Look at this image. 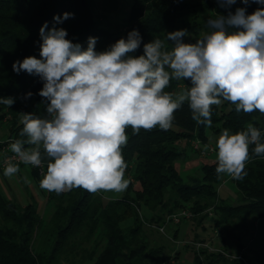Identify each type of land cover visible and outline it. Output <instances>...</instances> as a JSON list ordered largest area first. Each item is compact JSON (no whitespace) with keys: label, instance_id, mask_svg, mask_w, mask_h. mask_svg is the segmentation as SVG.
<instances>
[{"label":"clouds","instance_id":"obj_1","mask_svg":"<svg viewBox=\"0 0 264 264\" xmlns=\"http://www.w3.org/2000/svg\"><path fill=\"white\" fill-rule=\"evenodd\" d=\"M236 2L217 0L229 8ZM241 2L261 7L251 14L237 8L208 19L209 31L195 43L184 42L191 35L186 29L166 33L164 39L156 36L143 44L139 56L132 55L142 43L138 30L98 52L97 37H89L85 49L67 39L64 28L48 29L45 22L40 58L28 56L12 67L17 74L40 78L43 87L38 94L47 102V116L22 112L20 136L26 139L12 142L10 151L19 163L33 167L47 160L40 181L46 191L120 193L130 182L123 156L129 128L133 134L156 127L168 130L185 103L191 118L206 126H211L213 106L222 101L230 102L238 113L264 115V0ZM73 15L66 12L54 20L61 23ZM172 80L190 84L179 92L166 91ZM0 103L11 106L14 100L0 97ZM214 151L217 176L242 180L253 154L264 156L261 130L252 123L235 133L224 129ZM5 164L6 177L20 171L12 158Z\"/></svg>","mask_w":264,"mask_h":264},{"label":"trees","instance_id":"obj_2","mask_svg":"<svg viewBox=\"0 0 264 264\" xmlns=\"http://www.w3.org/2000/svg\"><path fill=\"white\" fill-rule=\"evenodd\" d=\"M119 2L0 0V97L14 100L11 106L0 103V122L4 117H9L6 123L8 137L0 142V160L5 154L12 153V142L26 139L20 136L23 127L20 123L22 112L28 113L32 108V114L35 116H47V102L38 94L43 87L40 78L23 71L17 74L12 67L15 61H22L28 56L40 58V29L45 22L48 29L54 26L64 28L68 33L66 38L81 44L85 49L88 38L97 37L95 50L98 52L108 49L120 38L126 39L133 29L138 30L142 43L132 55L139 56L143 54V44L151 42L156 36L164 39L166 33L186 29L191 35L183 40H188L185 43H195L202 33L209 31L206 23L208 19L216 15L227 16L229 11L234 13L237 8H246L247 14H251L261 7L252 2L247 5L239 2L232 4L230 8L221 7L217 0H202L197 3L187 0H131L128 15L123 23L124 29L119 32L102 24L104 17L118 9ZM66 12L74 15L67 20L62 19L61 23L54 20L56 16L63 18ZM169 43L171 44V41ZM187 84H190L187 80H172L166 91L179 92ZM29 92L32 93L31 97L27 96ZM191 116V111L185 103L176 111L173 126L168 130L156 127L150 131L142 129L139 134H133L131 128L127 130L128 142L123 148L126 172L131 182L137 181L140 184V189L134 195L129 194L130 186L127 192L117 199L105 198L100 192L92 194L82 188L61 194L45 190L46 199L53 202L52 212L45 221L35 204L21 205L0 190V264H47L45 257L35 252L34 248L35 236L38 231L45 229V225L56 235L53 254H59L72 237L82 236V239L87 240L98 231V235L105 240V245L90 264H157L163 250L149 248L145 251V245L137 246L143 228L137 210L139 206L149 203L165 208L168 204L164 202L165 198L174 202L168 213L162 211L158 216H150L148 220L157 225L165 224V230L171 234L173 241L177 239L178 228L172 233L169 231L177 224L166 223L167 214L172 215L171 211L175 208H178L176 213L187 209L191 212L187 220L192 222L196 220L197 215L213 205L219 215L213 228L223 231L222 241L240 240L236 231L247 230L250 218H264V156L257 157L253 154L245 169L247 175L242 180L230 178L236 188L234 204L223 201L218 196L217 189L223 181V176H217L216 162L203 164L198 170L199 174L196 177L190 176L186 181L179 175L175 163L184 158L179 143L183 140L188 143L198 140L204 144L208 129L214 133L224 129L235 133L246 129L247 124L252 123L261 130L264 142V115L258 111L251 114H245L243 111L238 113L234 105L222 101L220 105L212 108L211 126L198 124ZM10 139L12 141H9ZM6 146L7 150L4 149ZM44 165L46 173V159ZM28 166L33 178L41 181L43 175L39 170ZM127 220H132V226L124 230L121 223ZM232 220L237 223L232 224ZM204 251L200 254L205 255ZM208 255L207 264L227 263L223 252ZM169 257L166 255L163 259L168 261ZM199 257L194 250L189 264H203ZM253 261L264 264V258L260 256Z\"/></svg>","mask_w":264,"mask_h":264},{"label":"rangeland","instance_id":"obj_3","mask_svg":"<svg viewBox=\"0 0 264 264\" xmlns=\"http://www.w3.org/2000/svg\"><path fill=\"white\" fill-rule=\"evenodd\" d=\"M119 1L118 9L114 13L104 17L102 19V24L122 32L124 29L123 23L127 17L131 0ZM187 1L197 3L202 0ZM239 2H241V0H237L235 4ZM206 15H208V13ZM184 42H188V40H184ZM28 113H32V108L28 110ZM8 121L9 120L0 122V142L5 141L8 137V127L6 124ZM222 131L223 130L218 133H214L210 129L206 131V143L203 144L200 142V145L202 148L210 147L213 151L205 156L196 152L191 142L188 143L186 140H183L179 143L180 149L184 152V158H180L175 163V166L184 181L188 180L190 176L196 177L199 174V168L203 164L216 162V153L214 149L217 138ZM19 169V174L10 178L5 176L12 190V194L14 195L10 196V198L15 199L16 202L21 205H26L28 203L35 204L40 216L44 217L46 221L49 214L52 212L53 202L46 199L44 194L45 190L40 187V181H36L33 178L30 172V166L19 165ZM2 171H4V168ZM125 176L129 181L131 180L127 172ZM25 178H27V181ZM230 178L231 177L223 175V181L217 191L221 200L234 204L236 203V188ZM2 182L3 178L0 172V185H2ZM129 186L130 195H134L135 192L140 189V184L137 181H130L128 187ZM128 187L125 191L120 193L104 191L100 193H102L105 198L117 199L127 192ZM164 202L168 203L165 208H163L162 205L155 206L154 203H149L148 205L139 206L137 210L139 221L143 223L137 246L142 247L145 245V251H148L149 248H160L163 250L157 264H189L192 261L194 250H196V254L200 255L199 259L203 264L208 263V259H206V257L209 256L208 254H218L219 252L224 253L223 256L227 260L225 264H235L234 261H240V264H257L253 261L254 259L259 256L264 258V218H250V223L248 222L249 224H247V230L240 229L236 231V235L240 240L225 239L222 241L223 231L218 228H213L214 222L219 215L214 205L209 206L203 213L196 216L195 221L191 222L186 218L179 222L177 226H172V229L169 230L171 233L175 228H178L177 239L173 241V238L170 236L171 234L169 232L168 234L166 230L164 233L156 230L158 226L162 225H157L155 222H149L148 220L150 216H158L162 211L168 213V210L174 202L169 198H165ZM189 205L190 204H188V206ZM177 211L178 208H175L171 211V214ZM168 215L169 214H167L166 217H168ZM202 216L205 217L201 219ZM231 223L236 224L237 222L232 220ZM130 226H132V220L121 223V227L124 230L130 228ZM39 232L40 231H38L35 236L34 248L35 252L45 257L47 264H90L93 261L92 259L95 258L105 245V240L98 235L99 232L97 231L87 240H85L86 238L82 239V236L72 237L59 254H53L52 248L56 244V235L50 232L46 225L45 229ZM202 250H205V255L200 254ZM166 255L170 256L168 261L163 259ZM217 264L222 263L218 262Z\"/></svg>","mask_w":264,"mask_h":264},{"label":"built area","instance_id":"obj_4","mask_svg":"<svg viewBox=\"0 0 264 264\" xmlns=\"http://www.w3.org/2000/svg\"><path fill=\"white\" fill-rule=\"evenodd\" d=\"M7 120H9V117L8 116L4 117L3 121L6 122ZM9 141H12V140L10 139ZM191 144H192L193 149L202 156H205V155H207L213 151V149L210 147L202 148L200 145V141H198V140L191 141ZM4 149L7 150L8 147L6 146ZM9 158L13 159V163L23 164V163H19L18 159L15 158L14 153L5 154L3 156V158L0 160V170L5 168V166H6L5 161ZM44 166L45 165L43 163L41 167H36L39 170V173L43 176L45 174L44 173ZM190 216H191V212H189L187 209H182L178 213H175V214L168 216L166 218V223L172 222L174 224H178L179 222H181V220L183 218H189ZM165 226H166L165 224H163L162 226H158L157 227L158 231L164 233L165 232Z\"/></svg>","mask_w":264,"mask_h":264},{"label":"crops","instance_id":"obj_5","mask_svg":"<svg viewBox=\"0 0 264 264\" xmlns=\"http://www.w3.org/2000/svg\"><path fill=\"white\" fill-rule=\"evenodd\" d=\"M127 15H128V12H127ZM2 170L3 169H1L0 172L2 173L3 182L1 183L2 185H0V190L5 194V196L8 194L7 196H9L8 198H10V196H14V195L12 194V190L10 188V185L8 184L6 177L3 174L4 171H2ZM17 174H19V172Z\"/></svg>","mask_w":264,"mask_h":264}]
</instances>
